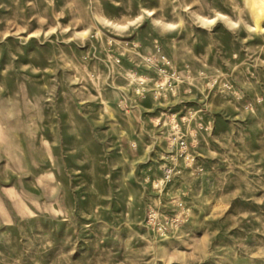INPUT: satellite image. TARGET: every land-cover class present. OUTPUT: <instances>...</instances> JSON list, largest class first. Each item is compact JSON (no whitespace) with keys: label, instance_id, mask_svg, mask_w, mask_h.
Segmentation results:
<instances>
[{"label":"rangeland","instance_id":"374dc122","mask_svg":"<svg viewBox=\"0 0 264 264\" xmlns=\"http://www.w3.org/2000/svg\"><path fill=\"white\" fill-rule=\"evenodd\" d=\"M0 264H264V0H0Z\"/></svg>","mask_w":264,"mask_h":264},{"label":"built area","instance_id":"2783aa9c","mask_svg":"<svg viewBox=\"0 0 264 264\" xmlns=\"http://www.w3.org/2000/svg\"><path fill=\"white\" fill-rule=\"evenodd\" d=\"M178 144H179L180 156H183L185 160H189L190 155L187 153V146L185 145V143L182 141H178ZM171 175H172V170L168 169L166 170L164 177L166 178V180H169Z\"/></svg>","mask_w":264,"mask_h":264},{"label":"bare ground","instance_id":"6f19581e","mask_svg":"<svg viewBox=\"0 0 264 264\" xmlns=\"http://www.w3.org/2000/svg\"><path fill=\"white\" fill-rule=\"evenodd\" d=\"M100 22H102V21H100ZM103 22H104V21H103ZM105 22H106V21H105ZM154 22H155V21H154ZM161 24H162V23H161ZM162 26H163V24H162ZM164 26H165V25H164ZM164 26H163V27H164ZM167 26H170V24H169V25H166L165 27H167ZM165 27H164V28H165ZM171 27H172V25L170 26V28H171ZM167 28H169V27H167Z\"/></svg>","mask_w":264,"mask_h":264}]
</instances>
